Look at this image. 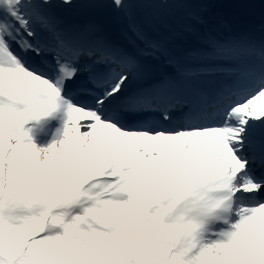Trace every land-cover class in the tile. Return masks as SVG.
<instances>
[{"label":"snow or ice","instance_id":"6c2138e0","mask_svg":"<svg viewBox=\"0 0 264 264\" xmlns=\"http://www.w3.org/2000/svg\"><path fill=\"white\" fill-rule=\"evenodd\" d=\"M0 264H264V0H0Z\"/></svg>","mask_w":264,"mask_h":264}]
</instances>
